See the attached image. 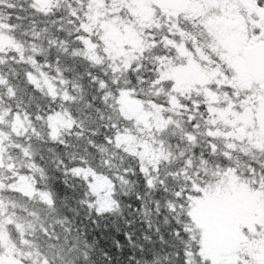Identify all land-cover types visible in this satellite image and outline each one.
Instances as JSON below:
<instances>
[{
	"label": "snow or ice",
	"instance_id": "6c2138e0",
	"mask_svg": "<svg viewBox=\"0 0 264 264\" xmlns=\"http://www.w3.org/2000/svg\"><path fill=\"white\" fill-rule=\"evenodd\" d=\"M0 264H264V0H0Z\"/></svg>",
	"mask_w": 264,
	"mask_h": 264
}]
</instances>
